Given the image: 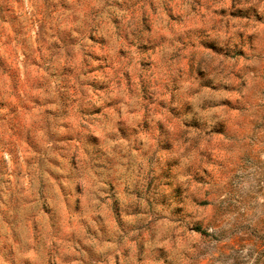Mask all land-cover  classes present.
Instances as JSON below:
<instances>
[{
    "label": "clouds",
    "instance_id": "obj_1",
    "mask_svg": "<svg viewBox=\"0 0 264 264\" xmlns=\"http://www.w3.org/2000/svg\"><path fill=\"white\" fill-rule=\"evenodd\" d=\"M0 264H264V0H0Z\"/></svg>",
    "mask_w": 264,
    "mask_h": 264
}]
</instances>
